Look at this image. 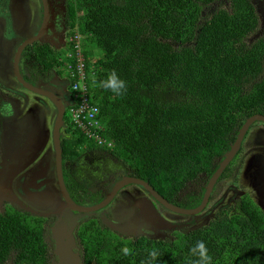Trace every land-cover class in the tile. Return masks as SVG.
<instances>
[{
  "label": "trees",
  "instance_id": "16d2710c",
  "mask_svg": "<svg viewBox=\"0 0 264 264\" xmlns=\"http://www.w3.org/2000/svg\"><path fill=\"white\" fill-rule=\"evenodd\" d=\"M218 1L70 2L69 35L76 31L82 36L88 95L98 107L102 135L112 143L103 150L130 177L187 209L200 204L202 185L245 121L264 116V36L248 42L259 30L260 18L252 0H227V9L210 11L203 19ZM37 48L48 81L54 74L61 77L65 52L52 55L46 45ZM112 70L128 84L119 98L97 86ZM256 124L264 130V124ZM85 143L70 128L64 155L73 162ZM87 226L81 239L85 264H145L153 249L159 253L158 264H189V249L200 240L213 264H264V212L246 198L236 208L216 205L206 223L189 232L176 231L167 241H109L92 223ZM124 244L133 250L132 257L117 250ZM48 253L37 222L15 210L0 214V264L10 259L12 264H47Z\"/></svg>",
  "mask_w": 264,
  "mask_h": 264
},
{
  "label": "flooded vegetation",
  "instance_id": "af4514ba",
  "mask_svg": "<svg viewBox=\"0 0 264 264\" xmlns=\"http://www.w3.org/2000/svg\"><path fill=\"white\" fill-rule=\"evenodd\" d=\"M26 2H29L32 6H37L38 12L36 13L33 8L34 15L37 14L33 20L34 23L32 22L33 25L31 24V27L24 29L29 14L27 13L28 7H26ZM70 2L71 0H0V65L5 61V52L3 51L2 45L5 43L10 45H12L11 43L13 45L17 43L16 49L12 48L13 50H9L7 48V52L9 51L8 54L16 50L13 65L18 48L23 42L31 39L32 42L27 44L19 55L18 66L19 69L20 67L23 68V73H20L23 80L33 87H41L49 90L46 86H51L53 80L59 78L61 80V89L59 92L68 89L71 97V82L67 73L64 71L63 74H60L61 77L54 74V78L48 81L49 73L41 69V59H38L41 58V54L36 52L38 49L37 45L39 44L51 48L53 50L52 55H56L57 52H64L70 32ZM38 19V24H36L35 20ZM0 69L2 73L5 71L1 66ZM20 86L22 85L20 84ZM24 89L33 93L26 88ZM17 95L18 97L25 98V101L22 100L23 102H20L21 100L16 98L8 101L9 94L7 90L0 88V135H3V137H0V164L2 156L5 154L2 148L9 146L7 154L9 155V159L6 160L7 171L16 173L9 181H11L12 192L19 203V205L12 206L5 202L3 205L4 211L0 214H4L8 210L25 213L33 222H37L43 228L44 240L49 252L47 264H55L57 259L59 261V258L54 253L56 245L53 235V229L59 222H64L68 231L71 232L74 239L75 252L81 258L80 264H85L83 261L84 244L81 239L86 235L84 232L88 230L87 223H92L95 232L109 241L118 238L119 240H124V243H135L143 238L146 241L154 240L161 242L172 240V234L180 231L185 226L184 224L186 223H181L182 221L187 219L193 221L197 216L203 217L200 215L201 213L194 216L175 214L162 207L146 192L135 185L119 187L107 205L93 212L78 213L64 210L65 203L61 198L56 182L54 152L51 149L52 153H50L48 146V143L52 140L51 138L49 140V131L52 137L56 114L54 119L46 116V120L44 119L46 122H43V126L40 125L41 128L39 130L35 128L36 112L40 113L41 116L44 115V112L47 110H43V105L46 104L49 111L53 112L50 107L52 103L46 98L44 100L38 99L41 105L35 100L26 98L24 93H17ZM56 96L60 99L57 94ZM38 97L44 98L42 96ZM70 97L68 96V100ZM18 119H20L21 124L17 123ZM62 127H60V132ZM258 129L252 128L251 136H248L249 130L244 136L240 149L237 152L239 154L238 159L234 164H231L232 161L230 162L228 165L230 168L221 184L218 181L219 179L214 184L208 204L202 211V214L209 212L210 215L213 208L220 201H225L224 203L227 205V208L240 206L243 204L245 198L257 205L252 199L250 192L247 191L248 187L245 185L253 184L248 175L253 172L255 167H258L257 162L259 158L264 156V130L261 127ZM64 141L65 138L61 140V149ZM81 151V155L71 162L67 158L68 156L64 155L62 149V178L71 200L77 205L91 207L109 198L115 187H117V184L130 176L127 174L125 167L116 158L111 157L105 152L103 148L92 145L89 149L81 148ZM252 162L253 165L251 164ZM244 173L245 176H243ZM4 174L5 172H2V176ZM2 181L4 182V179ZM225 182L228 183L225 184ZM224 185L231 193H234V189H239L238 200H234L232 202L233 204L228 203L226 198L222 197L223 200H218L219 198H217L218 192L219 194L220 192H224ZM206 186L207 184L202 185L204 190ZM51 193H53V196L49 197ZM122 197L126 201L123 202V207L116 211L112 209L107 210V207L116 198L121 199ZM147 200L151 201L156 217L150 214L143 215L142 217L145 218L147 223L140 224L142 227L135 226L137 235L132 234L129 236L126 234L125 227L123 228L124 234L116 231L118 225H124L126 223V214L130 216L133 208L136 209V213H140V210L135 205L137 206L140 202ZM175 203L171 204L179 208L187 209ZM179 203L181 202L179 201ZM57 208L59 211H56ZM120 209L122 210L120 211ZM120 217L123 218L122 223L118 220ZM127 223H131L128 218ZM132 226L133 224H131V228ZM150 226L153 229L150 230ZM144 227H147L148 233L143 231ZM196 228L198 226H192L189 231ZM153 235H156V237ZM124 247L129 246L124 244L117 250L121 252ZM6 264H12V259Z\"/></svg>",
  "mask_w": 264,
  "mask_h": 264
},
{
  "label": "water",
  "instance_id": "95a60500",
  "mask_svg": "<svg viewBox=\"0 0 264 264\" xmlns=\"http://www.w3.org/2000/svg\"><path fill=\"white\" fill-rule=\"evenodd\" d=\"M258 3L256 6L257 13L260 14L261 16L264 17V0H258ZM31 39L23 42L21 46L18 48L17 54L14 59V64H13V75L18 81L19 84H21L24 88L32 91L38 96H42L46 99H48L52 105L56 108V119L55 123L53 126V131H52V142H53V152H54V158H55V163H56V171H55V176L57 179V185L59 188V192L61 195V198L63 202L65 203L64 210H70L78 213H89L93 212L99 208H103L105 205L109 203V200L113 197V195L116 193V191L119 189L121 186L125 185H135L138 186L142 191L146 192L153 200H155L158 204H160L162 207L165 209L179 215H185V216H194L202 213V211L206 208L212 188L216 181L220 178V176L223 174L224 170L226 167L230 164V162L233 160L235 155L240 149L242 140L246 133L248 132L249 128L254 124V123H263L264 124V116L262 115H254L250 118H248L243 126L239 129L238 134L236 136V140L234 143L230 146L229 151H227L224 154V158L222 161L219 162V166L216 169V171L212 174V176L209 178L207 186L205 187L204 193L202 200L200 204L196 208L192 209H184V208H179L171 203H168L162 196H160L150 185L149 183L139 179V178H134V177H129L126 179H123L122 182L117 184V187L113 190V192L110 194V197L107 198L105 201L102 203L91 206V207H83L80 205L75 204L69 194L68 191L66 190L65 184L63 182L62 178V172H61V140H60V127L63 125V117L65 114L64 106L61 102V100L50 90H45L43 88H38V87H33L30 84L26 83L21 74H20V69L18 66V61H19V55L22 49L29 43H31ZM5 172V171H2ZM2 172H0V213L4 211L3 205L5 202L11 204L12 206L19 205L18 199L15 198V195L12 192L11 189V181L6 180L2 181ZM22 172V171H21ZM16 173L15 172H10V175L12 176L11 178L14 177ZM18 174V173H17ZM2 181V182H1ZM53 193L50 194L49 197H52ZM140 210V213L142 215H147L150 214L153 217H156L155 210L153 208V205L151 201H142L140 202L137 206L135 205ZM56 211H59L57 208ZM53 235L55 239V255L59 258V263L58 264H80L79 259L74 256L73 254L69 255L70 248L73 247L74 245V239L71 235V232L68 231L67 226L64 222H59L57 226L53 229Z\"/></svg>",
  "mask_w": 264,
  "mask_h": 264
},
{
  "label": "rangeland",
  "instance_id": "374dc122",
  "mask_svg": "<svg viewBox=\"0 0 264 264\" xmlns=\"http://www.w3.org/2000/svg\"><path fill=\"white\" fill-rule=\"evenodd\" d=\"M258 2H259L258 0H252V4L255 3L257 5ZM255 4H254V6H255ZM226 5H227V0H219L218 4L213 5V7H215V9L214 8L211 9V7H209V8H207L205 10V12L203 14V19H206V18L209 17L210 11H213V10H216V9H219V8L220 9L221 8L227 9L228 7ZM259 5L260 4L258 3V6ZM26 7H28V9H27L28 12L27 13H29V14H28V19L26 20L27 23H26L24 29H27L28 27H31V24H32L34 18L36 17V15H37V14L34 15L33 8L35 9L36 13L38 12L37 6H32L29 2H26ZM258 15H259V18H260V25H259L260 27H259V30L257 31V33L248 40L249 43L253 42L255 39H257V38H259L261 36H264V17L261 16L260 14H258ZM35 21H36V24H38L39 19L35 20ZM11 44L13 45V43H11ZM12 45L7 44V43L2 45L3 46V51L5 52L4 53L5 61H3L0 66L5 71L2 73V71L0 69V88H4V89L7 90V93L9 94L8 101H11L14 98H16V99L21 100L20 102H23V101H25V98H22L20 96L18 97L17 93H19V94L20 93H24L26 98L35 100L37 103L41 104L38 99H43L44 100L45 98H41V97L39 98L37 95H35V94L31 93V92H28L22 86H20V84L14 78L12 63H13V58H14L16 50H14V52L11 51L9 54H8L9 51L7 52V48H9V50L12 49V48L16 49L17 43L14 44L13 47H12ZM94 50H95V52L97 54V57H98V55L101 56L102 53H101V51H100V49L98 47L94 46ZM92 61H93V59H92ZM5 62H6V64H5ZM90 66L92 67V63L90 64ZM22 69L23 68L20 67V73H23ZM60 83H61V80L59 78H56V79L53 80L51 86H46V87H48L49 90H51L52 92H54L55 94H57L60 97V100H61V102H62V104L64 106V109L66 110V108H67V106L69 104L68 96L70 97V93H69L68 89L67 90L64 89V90H61V92H59V90L61 89ZM29 101H27V102H29ZM30 103H32V102H30ZM50 107H51V110L53 112L49 111V109L47 108V104L43 105V110H45V109L47 110L46 112H44V115L41 116L40 113L36 112L37 115L35 117V125H36L35 128H37L38 130L41 128V126H43V122L46 120V118H45L46 116L51 117L52 119H54L55 114H56V112H54V111H56L55 110L56 108L52 104H51ZM63 120H64V123H63V127L61 129V132H60V138H61V140H64V138H65L64 144L66 146L67 143H68V138L67 137H69V134H70L69 119H68V116L66 115V113H65V117L63 118ZM17 123L21 124L20 119H18ZM254 125L249 130L250 132H249L248 136H251L252 128H257L258 129L259 127H262L260 124H256L255 126ZM32 128H31V131H32ZM33 130H34V128H33ZM258 130H260V129H258ZM0 137H3V135L1 134ZM50 138L52 139V137L50 135V131H49V140H50ZM2 146H3V142H2ZM48 146H49V150H50L49 152L52 153L53 152V142H52V140H51V142L48 143ZM51 149H52V152H51ZM2 150L5 151V154L2 156V160H1V164H0V166H1L0 167V172L5 171V174H4L2 179H4V181H6V180H8V179H10L12 177L10 175V172L7 171V163H6V160L9 159V155H7L8 154V150H9V146H4L2 148ZM2 161H3V164H2ZM251 164L253 165V162ZM257 165H258V167H255L253 172H251V174L248 175V177L252 180L253 184L252 185H245L244 184V185L248 187L247 191L250 192V194L252 195V199L255 202L258 203V206L264 212V156L259 158V160L257 162ZM243 176H245V173H244ZM227 183L228 182H225V184H227ZM257 185H258V187H257ZM223 188H224V192H220V194L218 192V195H217V198H219L218 200H221L222 197H223V198H226L227 202L230 203V204H233L232 202L234 200L235 201L238 200L239 189L236 188V189H234V193H231V191L228 190L225 185H224ZM124 201H125V199L123 197L121 199L116 198L107 207V210H110V209H112L113 211L118 210L119 208L123 207V202ZM218 204L222 205V202L220 201V202H218ZM121 210L122 209H120V211ZM127 215L128 214H126V223L124 225H118V227L116 228V231L124 234L123 228L125 227L126 228V234H128L129 236H131L132 234L137 235V231L135 229V226L142 227L141 225L143 223L146 224L147 222H146L145 218L142 217L143 215L141 213H136V209L135 208L132 209L131 215L130 216L128 215L129 217ZM200 215L203 216V217L197 216L193 221H190L189 219H187L185 221H182L181 223L184 222L186 224H184L185 226L182 227L180 232H188L190 230V227H192V226H195V227L198 226L199 227L200 225L206 223L207 219H209V216H210L209 212H206V213H203V214L201 213ZM127 218L129 219V221L131 223H127ZM118 220L120 221V223H122L123 218L120 217ZM131 224H133L132 228H131ZM146 228L147 227H144L143 231L148 233L149 231ZM149 229L151 230L153 228L150 226ZM153 236L156 237V235H153ZM166 236H167V233H166ZM74 245H73V247L70 248L69 255L73 254L80 261L81 260L80 255L75 252ZM58 263H59V261L57 259V262L55 264H58Z\"/></svg>",
  "mask_w": 264,
  "mask_h": 264
},
{
  "label": "built area",
  "instance_id": "2783aa9c",
  "mask_svg": "<svg viewBox=\"0 0 264 264\" xmlns=\"http://www.w3.org/2000/svg\"><path fill=\"white\" fill-rule=\"evenodd\" d=\"M82 37L73 33L67 39L64 68L71 82L72 95L65 110L73 130L80 132L86 143L110 149L112 143L102 135V124L98 120L99 110L88 95L85 58L82 51Z\"/></svg>",
  "mask_w": 264,
  "mask_h": 264
},
{
  "label": "clouds",
  "instance_id": "9594fccd",
  "mask_svg": "<svg viewBox=\"0 0 264 264\" xmlns=\"http://www.w3.org/2000/svg\"><path fill=\"white\" fill-rule=\"evenodd\" d=\"M255 9H256V7H255ZM256 12H257V10H256ZM74 33H78V32L74 31ZM66 47H67V41H66L64 52L66 50ZM63 70L65 71V68ZM97 86L99 88L104 89L105 91L111 92L117 98L122 97L124 94H126L127 88H128L127 81L124 80L123 78H121L120 75L115 70H112L106 76L105 79L99 80L97 82ZM254 124H256V123H254ZM69 125H70L69 127L72 129L70 121H69ZM72 131H73V129H72ZM86 145H87V147L89 145L95 146V144H93V143H90V144L85 143L82 148H87V147H85ZM98 148H101V147H98ZM257 205H258V203H257ZM121 251H122V253H123V255L125 257H129L130 258V257H132L134 255L133 250L131 248H129V247H124V248H122ZM189 253H190V257H191V259L189 261V264H213V257L210 255L209 250L207 248V245H206V243L203 240L197 241L195 243V245H193L189 249ZM158 257H159L158 251H156L154 249L150 250L148 252V259L146 260L145 264H158Z\"/></svg>",
  "mask_w": 264,
  "mask_h": 264
}]
</instances>
